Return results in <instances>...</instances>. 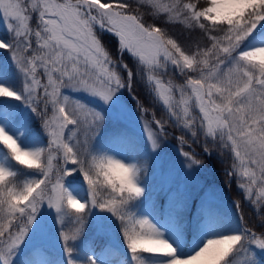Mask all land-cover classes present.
Returning a JSON list of instances; mask_svg holds the SVG:
<instances>
[{
  "label": "snow or ice",
  "instance_id": "obj_1",
  "mask_svg": "<svg viewBox=\"0 0 264 264\" xmlns=\"http://www.w3.org/2000/svg\"><path fill=\"white\" fill-rule=\"evenodd\" d=\"M0 24V264H264V0H0Z\"/></svg>",
  "mask_w": 264,
  "mask_h": 264
},
{
  "label": "trees",
  "instance_id": "obj_2",
  "mask_svg": "<svg viewBox=\"0 0 264 264\" xmlns=\"http://www.w3.org/2000/svg\"><path fill=\"white\" fill-rule=\"evenodd\" d=\"M134 2V0H133ZM141 11L143 12L144 9L141 8ZM145 19H148L147 16H145ZM33 23H35V21H33ZM0 32H2L4 34V26L2 24H0ZM174 34L179 35L178 32H176L174 30ZM180 39L183 40L184 36H180ZM104 43L107 45V47L109 48V50L112 52L113 57L115 58L116 56V47H117V42L115 40L114 37H112L110 34H106L103 37ZM124 62H127L129 64H131V60L130 58L127 56V54H125L124 56ZM135 91L140 93L141 97L144 96V91H143V85L142 84H137L135 86ZM157 114H160V109L157 108L156 109ZM151 112V110H150ZM167 129H169L170 131H173L177 134H181V129L178 127H173L171 124L166 125ZM193 146L199 148L196 144H193ZM200 149V148H199ZM208 170V171H207ZM207 170L206 173L207 175L204 177L205 178V184H216V183H221L222 185H226V177L224 175L223 169L221 167V165L218 162H210L208 163L207 166ZM232 191H233V196L232 197H236L237 194V189L236 186L233 184L232 185ZM243 205V209H244V218L245 221L248 223L249 226H255L258 223L259 217L258 216H254L252 211L244 204Z\"/></svg>",
  "mask_w": 264,
  "mask_h": 264
},
{
  "label": "rangeland",
  "instance_id": "obj_3",
  "mask_svg": "<svg viewBox=\"0 0 264 264\" xmlns=\"http://www.w3.org/2000/svg\"><path fill=\"white\" fill-rule=\"evenodd\" d=\"M0 35H3L2 32H0ZM4 52L3 50H0V56H3ZM151 114V112H149V115ZM136 135L137 137H141L142 133L140 131V128L137 126L136 127ZM180 134H173L171 132H168L167 138L165 140V143L167 145L165 153H164V158L166 160H177L178 161V157L176 156V152H177V148L179 147L178 142L174 139L175 137H178ZM192 148L197 152L200 153V149L193 146ZM185 150H187V146H185ZM207 167L201 171L200 173H198V178L200 180L201 183L205 184V176L207 175L206 173ZM208 171V170H207ZM214 186L218 189H220V191L224 194V202L227 203L230 199L235 198L232 197L233 196V191H232V186L231 187H225L224 185H222L221 183H216L214 184ZM243 208V205H242ZM244 211V209H243ZM233 216H235V213L233 212ZM238 260L241 262V264H243V257H239Z\"/></svg>",
  "mask_w": 264,
  "mask_h": 264
}]
</instances>
